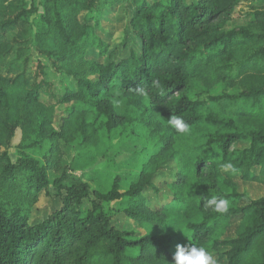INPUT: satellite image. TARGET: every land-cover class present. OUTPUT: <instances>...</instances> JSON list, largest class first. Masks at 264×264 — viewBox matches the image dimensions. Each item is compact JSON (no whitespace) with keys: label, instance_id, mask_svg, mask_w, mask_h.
Instances as JSON below:
<instances>
[{"label":"trees","instance_id":"obj_1","mask_svg":"<svg viewBox=\"0 0 264 264\" xmlns=\"http://www.w3.org/2000/svg\"><path fill=\"white\" fill-rule=\"evenodd\" d=\"M122 3L134 7L132 45L120 42L128 55L97 34L102 13ZM40 6L41 13L26 0H0V264H174L177 245L191 241L212 253L223 249L224 264H264V197L239 190L264 179V0ZM115 93L126 97L122 115ZM60 106L70 107L57 129ZM172 114L189 134L168 126ZM112 136L142 143L137 166L128 178L103 177L91 191L75 172ZM239 142L248 147L235 148ZM69 147L77 154L66 164ZM168 162L176 167L167 183L171 200L153 208L145 191L157 194L153 181ZM226 162L238 171L222 173ZM51 187L62 206L33 224ZM213 194L232 201L229 213L207 207ZM114 202L121 206L115 211ZM175 204L186 220L177 239L166 230ZM115 212L144 233L116 228ZM235 217L234 237L225 239Z\"/></svg>","mask_w":264,"mask_h":264},{"label":"rangeland","instance_id":"obj_2","mask_svg":"<svg viewBox=\"0 0 264 264\" xmlns=\"http://www.w3.org/2000/svg\"><path fill=\"white\" fill-rule=\"evenodd\" d=\"M28 2L29 8L38 7L40 13L42 8L40 6V0H26ZM134 12V7L131 3H122L114 9L107 10L102 13L101 27L97 29V34L104 40L109 42L113 48H119L118 54L128 55L129 48L124 50L121 47V41H125L124 45H132V34L129 26V18ZM37 15H33L32 20ZM137 46V45H136ZM137 48V47H136ZM88 56L90 59H99L98 53L94 50L89 51ZM104 61L106 59H103ZM115 103L117 106V112L122 115L124 113V108L126 104V97L121 93L114 94ZM70 106H60L57 109L55 127L59 129L61 126L62 118L65 117L67 110ZM21 132L18 131L16 137L14 138L12 149H10V154L15 160L17 157L16 147L20 144ZM142 147V143L133 141H123L120 138L112 136L109 140L101 143L98 148L94 151L95 161L89 163L86 168L76 171L75 174L79 177H83L90 185L91 191L96 188V181H101L103 177L110 176L114 179L116 176H121L122 178H128L131 173H133L134 168L137 166L138 153ZM248 147L246 143H236L235 148L244 149ZM76 151L74 148H67L64 157L65 163L70 164L76 157ZM175 164L168 162L162 166L159 173L153 181L154 186L158 190L157 194L153 193L151 189L145 191L147 196V201L154 208L170 202L171 197L167 188V183L170 182L175 174ZM233 177L239 184L241 183L238 176ZM100 178V179H99ZM105 180V178H104ZM127 188V181L122 183V191ZM239 190L248 195L251 200H257L264 197V179L260 183H242L240 184ZM247 203L244 200L241 204L245 205ZM62 206V200L56 195V189L51 187L50 196H46L43 193L36 207L34 208L31 222L33 224L40 223L44 221L52 212L60 209ZM121 206L119 203L114 202L110 204V208L114 211ZM91 208L90 200L84 202L83 209L87 210ZM186 220L183 215V208L180 205H173L168 212V223L166 225V230L175 235V239L181 236L182 231L178 228L176 230L172 225H183ZM240 222L239 217L233 218L231 222V227L228 230L225 239H232L234 237V232L237 225ZM111 223L116 228L126 231H134L143 234L144 231L133 221L129 220L123 214H117L116 212L111 217ZM172 224V225H169ZM223 249L219 253H213L214 258L217 260V264H224L225 259L222 255Z\"/></svg>","mask_w":264,"mask_h":264},{"label":"clouds","instance_id":"obj_3","mask_svg":"<svg viewBox=\"0 0 264 264\" xmlns=\"http://www.w3.org/2000/svg\"><path fill=\"white\" fill-rule=\"evenodd\" d=\"M167 124L181 135H187L190 133V128L179 115L172 114L171 117L167 119ZM219 168L222 173H236L238 171L232 162L222 163L219 165ZM233 206L232 201L223 195L213 194L211 199L207 201V207L212 208L215 213L221 215L229 213ZM172 226L176 230L179 228L180 230L178 231H182L185 234L183 225ZM173 259L174 264H217V260L214 258L212 251L207 245H201L192 241L187 246L177 245V251Z\"/></svg>","mask_w":264,"mask_h":264}]
</instances>
